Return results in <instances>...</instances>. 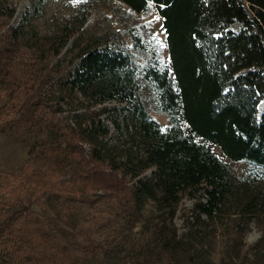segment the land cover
I'll return each instance as SVG.
<instances>
[{
    "label": "trees",
    "instance_id": "trees-1",
    "mask_svg": "<svg viewBox=\"0 0 264 264\" xmlns=\"http://www.w3.org/2000/svg\"><path fill=\"white\" fill-rule=\"evenodd\" d=\"M118 1L137 13L155 9L162 19L165 45L155 36L146 39L136 26L128 29L129 46L99 50L100 42L86 44L73 73L47 86L36 85L13 106L19 114L17 121L37 125L49 139L48 149L57 157L55 169L65 177L54 176L38 194L20 197L19 204L4 215L0 235L13 239L12 254L32 243L39 247L34 256L26 254L16 264L56 259L54 240L47 242L36 230L14 231L32 206L47 196L74 202H87L91 196L115 198L128 227L138 221L147 230L153 226L143 246L150 249V257L156 255L157 264H209L208 259L202 261L197 248L198 243L202 245L205 222L223 212L235 189L238 194L251 189L244 214L264 202L259 195V183L264 180V110L257 113L264 99V0ZM0 5V17L13 16L14 5ZM236 22L240 28L233 31L231 25ZM12 32L17 37L20 27ZM51 77L40 74L38 80ZM59 90L67 92L65 104L72 111L68 116H61L50 99ZM64 96H57V105ZM111 97L127 104L120 108L124 125L118 115L113 120L116 129L131 140L122 153L116 151L118 145L108 143L109 126L95 113L89 115L93 113L89 106L79 104ZM151 112L164 115L167 123L162 125ZM211 145L228 159L247 165L239 185ZM148 169L150 175H142ZM126 175L134 178L130 185L124 180ZM186 192L204 198H196L184 219L185 229L179 232L173 217ZM149 200L156 202V210L143 214ZM262 233L250 247L254 251L264 242ZM43 245L48 248L44 250ZM99 245L104 247L98 241L96 248ZM90 249L96 250L94 242ZM139 258L131 262L149 264Z\"/></svg>",
    "mask_w": 264,
    "mask_h": 264
},
{
    "label": "rangeland",
    "instance_id": "rangeland-1",
    "mask_svg": "<svg viewBox=\"0 0 264 264\" xmlns=\"http://www.w3.org/2000/svg\"><path fill=\"white\" fill-rule=\"evenodd\" d=\"M0 4L15 6L12 17H0L1 223L6 212L19 204L20 197L24 198L31 192L38 194L54 176L60 180L65 178L62 172L55 169L57 157L48 149L49 139L39 132L37 125L26 123L23 119L17 121L19 114L13 106H17L25 93L35 89L36 85L58 82L65 79L68 73H73L80 64L81 57L78 54L86 44L100 42L99 50L107 46H129L130 37L127 32L132 26H136L146 39L155 36L163 45L165 34L162 19L155 9L137 13L118 0H0ZM85 17L87 20L82 23ZM16 26L20 27L17 37L12 32ZM239 28L237 22L231 25L233 31ZM163 56L168 62L166 47L163 48ZM48 73L52 76L50 80H38L40 74ZM11 88L12 93L9 94ZM54 93L50 99L59 108L61 116H68L72 111L65 104L68 97L64 95L67 92L59 90ZM75 94L82 98L79 92ZM57 96L58 99L64 96V101L60 100L59 105L56 103ZM260 102L262 111H258L257 105L259 115L264 110V99ZM79 104L89 106L88 111L93 113L88 114L95 113L109 126L108 143L118 145V153L129 146L131 140L124 132L120 133L113 122L118 115L120 123L124 125L126 119L120 108L127 105L125 101L111 97L79 101ZM151 114L162 125L167 123L164 115L156 112ZM211 147L227 162L233 179L239 185L238 178L247 173V165L228 159L217 146ZM83 149L87 152L88 146L83 144ZM142 175H150V169ZM124 180L128 185L134 182V178L128 175ZM259 186V195L264 201V180ZM244 190L238 194L235 189L229 195L223 212L201 227L202 245L198 243L197 248L201 249L199 255H202V261L208 259L209 264H264V242L257 251L250 248L263 234L264 202L256 204L251 214H244L245 201L250 197L251 189L247 187ZM198 196L204 198L199 193L182 194L173 217L179 232L185 229L184 219L191 214ZM155 210L156 202L149 200L142 212L146 214ZM148 229L142 227L140 221L128 227L118 201L98 196H91L87 202L44 197L14 226L16 233L36 230L47 242L54 240L57 247L54 261L30 260L25 264H104L108 261L113 264H133L131 260L138 256L147 259L149 264H157L156 255L150 257V249L143 246L145 241L149 242L153 226H148ZM98 241L103 248L100 245L96 248ZM93 242L96 250L90 249ZM13 244V239L0 235V264H16L26 254L34 256L39 252L38 243H32L30 248H22L12 254L15 252L11 250ZM43 246L44 250L48 248L47 245ZM222 258H225L224 262ZM232 258L236 261L233 262Z\"/></svg>",
    "mask_w": 264,
    "mask_h": 264
},
{
    "label": "bare ground",
    "instance_id": "bare-ground-1",
    "mask_svg": "<svg viewBox=\"0 0 264 264\" xmlns=\"http://www.w3.org/2000/svg\"><path fill=\"white\" fill-rule=\"evenodd\" d=\"M258 111L260 112V111H262V103L260 102L259 104H258Z\"/></svg>",
    "mask_w": 264,
    "mask_h": 264
},
{
    "label": "snow or ice",
    "instance_id": "snow-or-ice-1",
    "mask_svg": "<svg viewBox=\"0 0 264 264\" xmlns=\"http://www.w3.org/2000/svg\"><path fill=\"white\" fill-rule=\"evenodd\" d=\"M156 19H159V17H156Z\"/></svg>",
    "mask_w": 264,
    "mask_h": 264
}]
</instances>
